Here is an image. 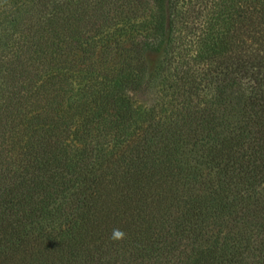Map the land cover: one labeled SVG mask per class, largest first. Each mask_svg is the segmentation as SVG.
I'll use <instances>...</instances> for the list:
<instances>
[{"label": "trees", "instance_id": "trees-1", "mask_svg": "<svg viewBox=\"0 0 264 264\" xmlns=\"http://www.w3.org/2000/svg\"><path fill=\"white\" fill-rule=\"evenodd\" d=\"M0 264H264V0H0Z\"/></svg>", "mask_w": 264, "mask_h": 264}, {"label": "clouds", "instance_id": "clouds-1", "mask_svg": "<svg viewBox=\"0 0 264 264\" xmlns=\"http://www.w3.org/2000/svg\"><path fill=\"white\" fill-rule=\"evenodd\" d=\"M125 235L126 234L122 230H120V229H113L112 234H111V238L113 240H122V239L125 238Z\"/></svg>", "mask_w": 264, "mask_h": 264}]
</instances>
